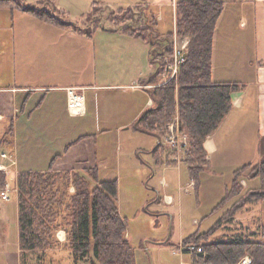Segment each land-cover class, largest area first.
I'll list each match as a JSON object with an SVG mask.
<instances>
[{
  "label": "rangeland",
  "instance_id": "374dc122",
  "mask_svg": "<svg viewBox=\"0 0 264 264\" xmlns=\"http://www.w3.org/2000/svg\"><path fill=\"white\" fill-rule=\"evenodd\" d=\"M180 1L20 0L27 7L47 8L78 27V37L67 34L56 39L48 36L53 29L48 30L49 26H44L35 15L17 7L0 6V88L28 82L29 74L43 76V71L53 69L57 59H60L58 65L65 73L70 66V75L77 71L79 63L87 66L94 47L81 39L82 36L91 40L96 47L98 84L115 86L86 93L92 105L97 104V113H91L82 120L90 127L83 133H80V126H68L59 127L60 131L73 130L66 136L40 135L43 130L32 128H28L30 133L24 129L23 133L19 131L18 136L14 135L12 159L16 167L8 171L11 198L5 200L0 197V264H20L21 259L15 180L17 171H46L53 163L54 171H74L84 175H87L85 169L96 168L97 181L91 180L93 184L118 181L120 214L127 223V237L135 250L136 264H192V253L182 246L183 240L196 232L209 231L232 208L233 201H230L214 211L231 192L236 169L247 164L244 163L246 158L254 156V138H249L255 129V112L252 108L242 116L244 123L242 121L241 132L247 135L237 134L234 137L237 146L235 141H228L223 148V128L222 125L219 127L215 135L218 152L212 153L209 167L200 173L198 180L191 176L180 158L170 166L175 151L167 143L164 148L170 156L173 152L172 158L161 166L156 164L152 155L158 141L155 136L138 131L133 125L128 130L117 132V129H113L109 134L104 131L105 122L112 123L109 128H114L116 123L134 120L138 109L147 102L144 84L140 80L137 87L128 86L132 79L128 81L127 75L134 68L137 78L148 80L156 72L158 61L166 63L165 59L169 56L164 54L160 58L159 54H163L162 47L166 46L168 39H174L176 5ZM125 28L141 30L155 44L146 42L142 37L125 35ZM177 37L179 43H188V39L180 38L179 33ZM219 39L221 44L220 47L216 46L213 57L215 78H223V40L221 37ZM50 48L60 55L55 54L48 59L41 54ZM159 79L163 80L162 76ZM39 80L42 84L48 83L47 78ZM44 94L33 95L28 110ZM26 96L20 94L21 100L16 105L21 111L22 98ZM10 97L0 91V101L4 100L0 104V113L3 112L5 116L0 124L10 125L17 118L16 110L13 115L10 114L15 107ZM47 107L45 105V109ZM178 117L177 108L174 118ZM0 127L1 139L5 131L2 125ZM87 132L94 135H86ZM183 136L188 139L186 134ZM76 140L78 144L66 149L67 144ZM231 146L235 147L230 149ZM236 147L238 150L234 152ZM52 150H59V153L47 161V153ZM2 152L9 154L5 146L0 148V154ZM53 158L55 161L51 162ZM256 160L259 158L256 157ZM1 161L5 165L10 164L9 160ZM251 170L245 175H249ZM247 178L245 176L242 180L246 190L259 188V181H249ZM70 193H74L72 186ZM165 195L171 196L172 200L167 201ZM237 218L241 221V232L245 229V232H260L264 229V200L253 204ZM236 226L233 225L230 231L237 229ZM224 233H229V230H223L218 236ZM56 235L59 246L46 252H29L26 264H76L66 245V232L60 231Z\"/></svg>",
  "mask_w": 264,
  "mask_h": 264
},
{
  "label": "trees",
  "instance_id": "16d2710c",
  "mask_svg": "<svg viewBox=\"0 0 264 264\" xmlns=\"http://www.w3.org/2000/svg\"><path fill=\"white\" fill-rule=\"evenodd\" d=\"M231 1L236 0H181L177 3L178 33L190 40L185 63L176 80L149 89L153 104L134 125L136 130L158 139L152 155L156 164L161 166L172 158L173 152L170 151L171 156L166 154L164 145L168 126L178 108L177 132L188 136V149L181 155L196 180L211 162L205 143L232 112L233 96L246 89L243 83L212 80L214 35L225 5ZM4 5L20 8L45 23L78 29L73 22L65 21L44 7H27L20 0H0V6ZM123 33L155 44L141 30L125 28ZM88 35L91 36L90 33ZM162 49L160 58L164 54L171 56L170 39ZM158 63L151 79L161 76L163 64ZM13 137V124H10L0 139V148L5 146L11 156L14 155ZM175 163L171 159L170 166ZM250 168V174L245 175ZM85 171L87 175L74 171L56 172L52 163L47 171L18 172L16 198L20 264H26L29 252H46L59 246L56 234L60 231L66 232V245L76 264H136L135 250L127 237V223L120 214L118 181L93 184L91 180L97 181L96 168ZM245 176L249 181H259V188L246 190L242 185ZM8 182L7 173L0 171V189H4ZM71 186L74 193H70ZM230 191L214 211L230 201H233L232 208L209 231L196 232L181 243L186 251L190 247L195 248L189 251L192 264H240L246 256L252 258V264H264V229L253 233L245 232L246 229L241 232V221L237 218L241 212L264 200V160L236 169ZM233 225H237V229L230 231ZM223 230H229V233L218 236ZM199 249L201 253H198Z\"/></svg>",
  "mask_w": 264,
  "mask_h": 264
},
{
  "label": "crops",
  "instance_id": "0c3cea01",
  "mask_svg": "<svg viewBox=\"0 0 264 264\" xmlns=\"http://www.w3.org/2000/svg\"><path fill=\"white\" fill-rule=\"evenodd\" d=\"M41 22L44 26H49L48 30L53 29L48 35L50 38H62L67 34H70L72 37H78L76 34L77 31L75 30L59 27L43 21ZM114 36L119 37V35ZM220 37L221 40H223V78H215L213 66V82H239L246 85L244 91L236 93L233 96L234 108L221 126L223 128V148L227 146L228 141H235V146H237V140L234 138L237 134L247 135V133L242 134L241 132L242 121L244 123L242 116L246 115L252 108L255 112V122L253 123L255 129L253 133H250L249 138H254V156L248 159L246 158V160H244L245 162H243L247 164L258 163L264 160V0H236L227 3L224 12L217 23L213 41V57L215 56L216 46L219 45L220 47ZM81 39L87 40L86 42L94 47V49H92L93 56L91 60L87 61V66H83L82 63H79L77 71L70 75V73H68L70 66H68L65 73L60 69V65H58L60 59H57V63L56 61L53 62L56 63L55 66H53V69L51 71H43V76L29 74L28 82L21 83L15 87L0 88L1 92L11 96L10 99L15 105L10 114L13 115L15 110L18 113L17 118L11 123L13 124V135L18 136L19 131L23 133L24 129H26V132L29 131L28 133H30L28 128H32L35 130H43L40 132V135L66 136L73 133V130L60 131L59 127L66 128L68 126H80V133H83V131H87V129L90 128L89 125L87 123L85 125L82 120L86 119L91 113H97V104L92 105L91 100L86 98V93L92 90H107V88L115 86L98 84L99 74L97 70L95 72V58L97 60L96 47L91 40L89 41L88 39H85L84 36H82ZM51 47L53 46L51 45ZM41 54L46 55L48 59H51L55 54L60 55L54 48H50L46 52H41ZM127 76L128 81H131L129 79H132V83L128 86L137 87L138 81L140 80V83L144 84V87L148 86V88H144L148 100L143 107L138 109L133 118L134 120L116 123L114 124V128H109V125H112V123L109 124V122H105V134L112 133L113 129H117L116 131L118 132L123 129L128 130L130 125L134 126L140 119L142 113L152 105L149 88H152L155 85H160L162 82L159 78L156 80L151 79V77L148 80H144L143 78L139 79L137 78L134 68L132 70L130 69ZM45 78L48 79V83L42 84L43 82L39 79ZM219 79H223V81ZM68 88H78L80 89L81 94L84 95L86 108V114L84 116L74 117L70 114L66 92ZM39 93L45 94L35 102L33 105L34 108L32 107L28 110V104L31 102L32 96ZM20 94H27L25 98H22V111L16 107L19 100H21ZM0 102V104H3L4 100ZM45 105L48 106L46 109ZM20 113L21 115L19 116ZM26 113L28 115H26ZM4 118V113L1 112L0 121L3 122ZM78 118L81 119L77 120ZM25 120L26 122H24ZM0 125L4 127L3 131H5L4 134L3 132L1 134L5 135L10 125ZM87 133L88 134L86 135H94L90 134V132ZM215 135L216 133L209 137L205 143V148L210 154V157L212 153L215 154L218 152ZM230 137L232 138L230 139ZM78 140L67 144L66 149L76 144ZM235 146H231L230 149ZM236 150H238V147L234 149V152ZM56 153H59V150H52L50 153H47V161H49ZM256 157L257 159L259 158V160H256ZM53 161H55V158H53L51 162ZM0 162H2L1 159ZM56 172L64 171L58 170ZM165 198L167 201L172 200V197L169 195H165ZM158 200L161 199L158 198ZM195 222L197 221L195 220Z\"/></svg>",
  "mask_w": 264,
  "mask_h": 264
},
{
  "label": "built area",
  "instance_id": "2783aa9c",
  "mask_svg": "<svg viewBox=\"0 0 264 264\" xmlns=\"http://www.w3.org/2000/svg\"><path fill=\"white\" fill-rule=\"evenodd\" d=\"M177 6V5H176ZM174 34V39L171 41L172 54L167 59H165V64H163V70L161 76L163 78L161 85L167 84L170 81L176 80L179 76L180 68L185 63L186 54L188 51L189 38L180 36L183 39H188L187 44L179 43V36L177 30V16H176V28ZM148 88V86L144 87ZM68 96V109L72 116L78 117L85 115V97L81 94L80 89L78 88H68L66 90ZM178 128V119L174 118L173 122L168 126V134L166 136V143L173 151H177V155L174 156L173 160L177 163L178 159L181 158V154L188 149V139L187 137L177 132ZM2 159H11L7 154L1 155ZM16 166V162L11 159V167ZM0 170L8 172L9 167L0 164ZM18 192V191H17ZM12 190L10 189L9 184L6 185L4 189H0V197L5 200H10ZM18 194V193H17ZM189 251H194V247L188 248ZM201 249L198 250V253H201ZM252 259L249 256H246L240 264H252Z\"/></svg>",
  "mask_w": 264,
  "mask_h": 264
}]
</instances>
